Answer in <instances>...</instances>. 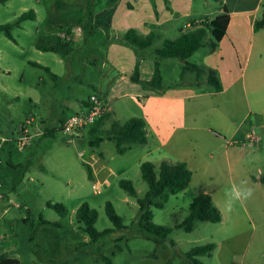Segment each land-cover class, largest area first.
I'll list each match as a JSON object with an SVG mask.
<instances>
[{
	"label": "rangeland",
	"instance_id": "374dc122",
	"mask_svg": "<svg viewBox=\"0 0 264 264\" xmlns=\"http://www.w3.org/2000/svg\"><path fill=\"white\" fill-rule=\"evenodd\" d=\"M210 2L212 8L220 7ZM105 4L106 0H8L0 4V27L16 22L30 10L37 15L36 20L15 26L11 31L13 39L0 33V139H8L0 148V195L4 197L0 201V254L21 264H107L105 258L112 264H188L186 254L193 248L214 244L216 248L211 255L199 258L202 264H264V185L253 181L264 173V77L261 76L264 62L261 64V54L258 55L261 52L264 55V44H256L243 80L240 104L235 103L231 112L227 104L230 92L189 101L188 115L196 120L195 129L187 131L192 142L184 143L180 149L170 144L151 155H146L149 148L138 145L121 155L114 141L95 146L110 125L95 129V133L89 128L76 140L61 132L63 122L87 112L84 103L91 96H102L101 90H109L110 69L105 64V46L96 40L99 38L95 17L93 27L88 29L90 14ZM199 6L196 2V7ZM49 18L68 26L48 30ZM39 37L59 38L72 52L67 57L41 52L36 48ZM162 44L157 41L154 48H162ZM204 53V49L199 50L188 62L200 64ZM173 62L184 64L177 59ZM178 73L177 67L174 71L165 70L164 84H181ZM208 89L213 87L205 85L202 91ZM132 95L127 90H118V99L105 96L115 121L123 124L140 117ZM222 109L227 113L221 115ZM30 119L35 120L31 125L34 133L49 128L54 130V136L49 137L43 131V137H35L33 146L20 152L10 140L18 136ZM236 130L234 141L239 144L229 146L227 153L224 147L207 141L210 132L229 140ZM251 138L255 141L252 145ZM101 154V164L116 175L109 178V185L97 195L92 188L95 178H89L87 165L91 156L97 158ZM10 159L16 165L14 171L8 168ZM185 159L193 173L189 187L170 196L163 209H152L153 223L173 231L166 239L146 238L137 222L138 200L148 192L140 165L151 162L158 171L163 161L177 163ZM109 169L97 179L103 181ZM122 180L133 183L136 197L120 187ZM242 180L254 189L253 197L242 206L237 204L231 213H225L222 211L225 190ZM203 193L213 198L223 222H196L193 231L186 233L178 226L189 216L193 200ZM49 203L64 205L67 215L63 217L47 207ZM107 203L113 205L123 220L124 230L118 231L109 220ZM83 204L97 212L95 227L99 233L108 230L114 233L93 242L81 231L75 216Z\"/></svg>",
	"mask_w": 264,
	"mask_h": 264
},
{
	"label": "crops",
	"instance_id": "0c3cea01",
	"mask_svg": "<svg viewBox=\"0 0 264 264\" xmlns=\"http://www.w3.org/2000/svg\"><path fill=\"white\" fill-rule=\"evenodd\" d=\"M210 1L212 0H168L170 6L168 8L166 0H119L113 7L103 5L94 14L95 20H97L95 31L99 38L96 40L97 43L101 40V44L105 46V64L110 69L109 90H101L102 96L94 95L109 107V117L106 119L104 127L118 122L113 118L110 101L105 96L109 94L112 99H118V90L132 92L134 94L132 95L133 105L140 111L139 118L145 120L147 124L148 142L146 145H141L149 148L146 155L169 147L170 144L173 145V148L180 149L184 143H190L187 131L195 129L196 120L195 117L192 119L188 115L189 101L202 96H219L230 92L227 101L230 112L235 103L240 104L242 85L245 87L243 80L256 44L257 42H261V46L264 44V29L255 32L253 28L255 20L260 16L263 0H223V5H220L219 8H212ZM196 2L200 4L199 7H196ZM197 20L201 23L196 24ZM203 24H208V39L216 42L218 47L215 51H210L209 47L201 48L205 50V53L201 63L196 65L205 66L218 72L223 87V91L220 93H215L211 89L202 91L205 85L209 86L206 78L202 80L201 84L199 80L193 83L192 80L196 79V75L192 72L183 74L184 64H176L173 59H160L155 53L157 49H161L154 48L157 41L163 44L168 41H176L183 33L199 28ZM133 28L144 36L155 34L156 39L153 45L145 50H134L120 44L108 43L116 34ZM91 38L92 36L89 39L94 41ZM259 54H261L262 64L264 55L262 52ZM138 60L140 61L139 74L134 77V68ZM156 63L159 64L163 78L160 90L154 89L150 85ZM176 67L177 70L179 68L178 76L182 83L166 86L164 84L165 70L167 72L174 71ZM261 76L264 77V64L261 65ZM125 95L128 93H124ZM84 107L87 109L88 101L84 103ZM219 113L224 115L227 110L225 113L223 109L219 110ZM43 131L50 133L54 130L44 128L36 133ZM237 132L236 130L229 140L210 132L211 138L207 141L224 147L227 153L229 146L233 147V144L238 143L234 141ZM7 141L6 138L0 139V148ZM104 142L100 143L98 147ZM195 142L197 143L198 139H195ZM134 146L138 145H133L129 150L132 151ZM193 153H196L195 150ZM93 157L95 158L93 155L91 159ZM102 157V154L99 155L100 161L94 164L93 168L91 167L93 178L94 174L100 175L105 169H109L106 168V165L101 164ZM183 162L192 170L187 159ZM7 165L12 171L15 170L16 165H13L11 159Z\"/></svg>",
	"mask_w": 264,
	"mask_h": 264
},
{
	"label": "trees",
	"instance_id": "16d2710c",
	"mask_svg": "<svg viewBox=\"0 0 264 264\" xmlns=\"http://www.w3.org/2000/svg\"><path fill=\"white\" fill-rule=\"evenodd\" d=\"M8 0H0V4H4ZM119 0H106L107 7H113ZM219 5H223V0H212ZM167 7L170 8L168 0H166ZM57 5H61V2H57ZM224 10L226 8L224 7ZM95 14V13H94ZM90 14V21L88 29L93 27L94 15ZM36 13L30 10L21 16L13 23H9L0 27V33H5L9 39H13L12 29L15 26H19L21 23L28 20H36ZM80 25V24H77ZM68 25L62 22L56 21V19L49 18L46 21V27L48 30H55V28L64 29ZM255 32L264 29V0L261 4L260 16L255 20L253 24ZM208 24H203L199 28L192 29L176 41H168L163 44V48L156 50V55L160 59H177L184 63L183 74L186 72L195 73L196 79L200 80L205 77L207 83L213 87L215 93L223 91L219 74L216 70L205 66H199L191 64L188 60L201 48L209 47L210 51L217 49V43L208 39ZM91 35V34H90ZM156 39L155 34L144 36L137 30L130 29L124 33L116 34L108 43L120 44L134 50H145L150 48ZM37 50L44 53H56L67 57L72 49L68 44L63 43L59 38H53L52 40L46 37H39L36 43ZM140 61H137L134 68V77L139 74ZM163 78L159 69V64H155L154 74L150 81V85L157 90L162 88ZM109 113L98 118L95 124L91 127L92 133L99 130L101 126L105 124L108 119ZM64 123V122H63ZM62 123V124H63ZM47 136H54V132L46 133ZM104 140L114 141L116 150L119 154L124 155L133 145H146L147 138V124L145 120L141 118H131L125 123L113 122L110 125L108 131L103 137L98 138V143L104 142ZM99 144L95 145L98 146ZM155 168V165L151 162H145L141 165V177L148 186V192L143 199L138 200L139 213H138V226L146 238H159L166 239L172 233V229L168 227H162L153 223L154 214L152 209H163L165 204L169 201L170 196L177 195L184 192L190 185L193 173L188 168L185 162L173 163L170 161H163L159 167ZM88 176L93 179L92 169L87 165ZM253 181L260 182L264 185V173L259 178H253ZM120 187L125 190L131 197L137 196V191L133 186V183L128 180H122L119 183ZM160 200V202H158ZM47 207L55 210L61 216L67 215V209L62 204H47ZM189 216L186 217L184 222L178 226L179 229L184 230L186 233H191L194 229L196 222H209L212 224H220L223 221L222 214L218 207L215 205L213 198L208 194L198 195L189 206ZM106 213L118 231L125 229L123 220L116 214L115 209L111 203L106 204ZM77 224L80 225L81 231L86 233L93 242L100 241L103 237L114 233L113 230L105 231V233H99L96 230V222L98 214L95 210L91 209L88 204H83L76 212L75 216ZM43 224L59 226L57 223H50L42 221ZM119 241V240H117ZM214 244H207L193 248L186 254V260L188 264H202L199 260L200 257L211 255L215 250ZM104 262L112 264L109 258H105ZM0 264H21L19 260L10 258L4 254H0ZM171 264V263H167Z\"/></svg>",
	"mask_w": 264,
	"mask_h": 264
},
{
	"label": "built area",
	"instance_id": "2783aa9c",
	"mask_svg": "<svg viewBox=\"0 0 264 264\" xmlns=\"http://www.w3.org/2000/svg\"><path fill=\"white\" fill-rule=\"evenodd\" d=\"M196 24H200V21H195ZM109 112V107L103 103L97 96H91L88 99V107L87 112L85 114H77L64 122L61 126V132L65 137L70 138L71 140L79 139L82 136V133L91 128L95 122L101 116L105 115ZM34 119L28 120L20 129L18 136L14 140H10L14 142L17 146L18 151L23 152L30 147L33 146V140L35 137L44 136V132L34 133L33 129L31 128ZM250 139V136H249ZM252 145L255 141L254 138H251ZM90 167H94V164L100 161V158H92ZM93 173V170H92ZM115 172L111 169L108 170V175L103 181H99L97 179V174H94V182L92 184V188L95 194L99 195L103 192V189L109 185V178L115 176ZM0 188H2V184L0 182ZM3 195H0V201H3Z\"/></svg>",
	"mask_w": 264,
	"mask_h": 264
},
{
	"label": "clouds",
	"instance_id": "9594fccd",
	"mask_svg": "<svg viewBox=\"0 0 264 264\" xmlns=\"http://www.w3.org/2000/svg\"><path fill=\"white\" fill-rule=\"evenodd\" d=\"M254 195V189L249 187L247 181L233 182L228 189L225 190V201L222 211L231 213L237 204L241 206L250 200Z\"/></svg>",
	"mask_w": 264,
	"mask_h": 264
}]
</instances>
